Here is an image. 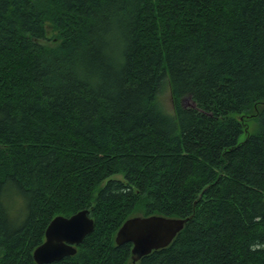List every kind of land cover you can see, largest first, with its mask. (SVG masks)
<instances>
[{"label": "trees", "instance_id": "16d2710c", "mask_svg": "<svg viewBox=\"0 0 264 264\" xmlns=\"http://www.w3.org/2000/svg\"><path fill=\"white\" fill-rule=\"evenodd\" d=\"M85 208L48 264H264V0H0V264ZM152 214L188 220L133 263Z\"/></svg>", "mask_w": 264, "mask_h": 264}, {"label": "water", "instance_id": "95a60500", "mask_svg": "<svg viewBox=\"0 0 264 264\" xmlns=\"http://www.w3.org/2000/svg\"><path fill=\"white\" fill-rule=\"evenodd\" d=\"M74 221L71 230L61 227L62 222ZM188 218L170 217L159 214L135 215L125 220L115 235L117 245L133 243V263L154 249L169 245L180 232ZM134 222V223H133ZM94 229V220L89 209H81L68 216L56 215L45 230L44 240L33 250L38 264H48L76 253V246Z\"/></svg>", "mask_w": 264, "mask_h": 264}, {"label": "rangeland", "instance_id": "374dc122", "mask_svg": "<svg viewBox=\"0 0 264 264\" xmlns=\"http://www.w3.org/2000/svg\"><path fill=\"white\" fill-rule=\"evenodd\" d=\"M48 32L46 34L47 36V43L48 44H51L52 40L54 38L57 37V33L55 31H52L51 29H48ZM160 98L162 99V103L164 104L163 106L167 107V109L169 111H171V103L169 102V87L166 86L164 89H163V93L160 95ZM168 100V101H167ZM169 103V105H168ZM183 103L186 105V104H190L191 103V100L189 98H185L183 100ZM258 129V121L255 117H253L251 120H249V124H248V130L250 133H255ZM247 133H242L240 135V139L243 140L245 137H246ZM115 177H118V178H123V175L122 174H117L115 175Z\"/></svg>", "mask_w": 264, "mask_h": 264}, {"label": "snow or ice", "instance_id": "6c2138e0", "mask_svg": "<svg viewBox=\"0 0 264 264\" xmlns=\"http://www.w3.org/2000/svg\"><path fill=\"white\" fill-rule=\"evenodd\" d=\"M134 223V222H133ZM76 225H75V222L74 221H65V222H62L61 224V227L62 228H65V229H69L71 230L72 228H74Z\"/></svg>", "mask_w": 264, "mask_h": 264}]
</instances>
